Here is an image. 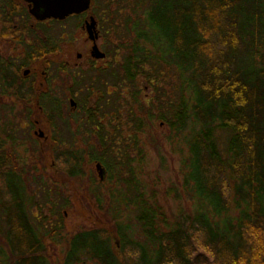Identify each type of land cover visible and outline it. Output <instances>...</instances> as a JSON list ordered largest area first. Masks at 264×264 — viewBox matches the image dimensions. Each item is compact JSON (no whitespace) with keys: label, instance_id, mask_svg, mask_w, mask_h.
Returning a JSON list of instances; mask_svg holds the SVG:
<instances>
[{"label":"trees","instance_id":"trees-1","mask_svg":"<svg viewBox=\"0 0 264 264\" xmlns=\"http://www.w3.org/2000/svg\"><path fill=\"white\" fill-rule=\"evenodd\" d=\"M110 3L92 0V8L97 4L98 23L115 29L124 12L111 11ZM128 6L132 14L122 22L130 36L126 53L97 69L86 94L76 85L81 96L68 118L80 117L77 127L95 140L85 142L88 161H100L110 182L134 193L116 190L110 207L98 196L103 221L71 237L62 264H205L196 241L215 264H264V0H131ZM46 54L38 42L28 57ZM19 69L0 59V94L16 80L24 87L28 80H19ZM39 99L50 110L49 123L63 126L55 98L43 93ZM155 121L181 142V188L192 201L189 212L179 210L171 219L136 191L142 136ZM149 144L165 167L161 147ZM5 151L0 139V264H52L46 239H62L69 199L41 177L28 192L26 171ZM57 151L64 174L82 175L80 151ZM45 207L54 217H44ZM122 210L132 213L133 222L122 220ZM112 229L121 253H135L132 263L118 257Z\"/></svg>","mask_w":264,"mask_h":264},{"label":"rangeland","instance_id":"rangeland-1","mask_svg":"<svg viewBox=\"0 0 264 264\" xmlns=\"http://www.w3.org/2000/svg\"><path fill=\"white\" fill-rule=\"evenodd\" d=\"M130 3L131 0H112L110 3L111 11L122 8L124 12L123 15L116 17L115 29L112 24L108 26L107 21L97 22V40L93 34V42L96 41L97 47L105 57L95 58L97 62L94 68L93 62L89 59L92 44L91 41L87 42L89 40L85 28L82 30L81 27L84 18L93 12L97 13V4L94 5L92 13L89 12L80 19L74 17L61 21L47 20L39 24L28 16L22 0H0V59L5 58L15 66L25 63V66L19 69V80L25 78L28 80L24 82V87L18 86L19 81L16 80L15 85L8 88L5 93L1 90L0 139L6 150L4 155L11 159L17 168L26 171V178L29 180L28 192L35 189L38 183L36 181L41 177L43 182L49 180L46 186L58 187L69 199L66 209L64 207L63 210L62 239L58 242L46 239L52 264L63 263L70 239L75 233L83 229L97 228V222L103 221L97 203L98 196L104 199L106 207H110L111 193L114 194L116 190H122L129 197L134 193L127 184L119 183L117 186L113 181L110 182L109 172L100 161H88L85 142L88 143L90 140L93 144L95 140L86 136L84 128L77 127L79 122L76 120L80 117L68 118V113L77 110L78 97L81 96L76 85L84 89L85 86L97 81V69L107 68L110 64L112 66L114 59L117 63L120 62L126 53L130 36L124 32L122 22L130 13L132 14L128 6ZM38 42L47 54L43 58L33 60L28 56L33 45ZM54 48L55 51H50ZM78 54L82 56L80 60L77 58ZM10 83H13L11 79L8 80V84ZM30 86L34 87L33 92L36 96H33V92H29ZM83 89L81 93L86 94ZM43 93L54 97L60 105V115L64 119L63 126L59 120L53 121L56 125L49 123L47 112L50 110L47 109L48 106L40 105L39 97ZM95 93L93 89V94ZM88 99L86 101L91 104L92 97L89 96ZM66 125H70V131L67 130ZM148 128L150 129L146 128L142 136V140L145 141V156L136 168L135 175L139 181L136 191H143L152 203L163 208L166 218L171 219L179 210L189 212L192 205L189 196L181 188L179 158L182 145L178 138H173L172 135L169 137L167 128L160 122H152ZM71 136L74 137L72 141ZM55 140H58L57 143L61 142L58 147L55 145ZM149 141L161 147L166 161L165 167L160 164ZM59 147H71L81 152L84 158L81 166L82 175L70 177L64 174L65 161L56 159V156L60 158L57 151ZM97 163L104 171L103 179L99 177ZM33 178H36L35 182ZM173 188L175 191L172 190ZM37 210L32 208L35 215L38 213ZM43 210L44 217L48 219L54 217L51 216L48 208L45 207ZM121 214L122 220L133 222L131 212L122 210ZM110 232L118 257L132 263L135 253L133 251L121 253L118 248L119 239L114 229ZM194 243L197 245L196 253L199 254L200 251L206 258L205 264H215L211 255L198 248L197 241ZM83 264L91 263L85 261Z\"/></svg>","mask_w":264,"mask_h":264},{"label":"water","instance_id":"water-1","mask_svg":"<svg viewBox=\"0 0 264 264\" xmlns=\"http://www.w3.org/2000/svg\"><path fill=\"white\" fill-rule=\"evenodd\" d=\"M27 2L31 8L30 13L38 21H43L46 19H56L64 20L70 15H76L85 12L89 8L90 0H24ZM87 31L90 39L94 40L93 29L94 21L87 24ZM92 56L101 59L105 57L98 47L94 45L92 49ZM40 135H42L40 133ZM99 171V177L103 179L104 171L101 165L97 163L96 165Z\"/></svg>","mask_w":264,"mask_h":264},{"label":"flooded vegetation","instance_id":"flooded-vegetation-1","mask_svg":"<svg viewBox=\"0 0 264 264\" xmlns=\"http://www.w3.org/2000/svg\"><path fill=\"white\" fill-rule=\"evenodd\" d=\"M23 1V3L25 4V6H26V12L28 13V16H30V18H32L33 20H35L36 22H38L39 24L40 23H42V22H46L47 20H49V19H46V20H43V21H38L37 19H35L34 18V16H32V14L30 13V8H31V6L27 3V2H25L24 0H22ZM92 10H93V8H92V0H91V2H90V6H89V9L86 11V12H84V13H81V14H79V15H70L69 17H67L66 19H68V18H77V19H80L81 17H85L86 16V14L87 13H89V12H91L92 13ZM93 13H94V15H93ZM91 15H88L87 16V18H84V20H83V23H82V27H81V29L83 30V28H85V32H86V34H87V37H88V40L89 41H87V42H90L91 44H92V46H91V49H90V52H89V59L93 62V67L95 68L96 66H94L95 64H96V62H97V59H95V57H93L92 56V49H93V45H96V47H97V44H96V41H94L93 42V40L92 39H90V37H89V34H88V31H87V24H89L90 22H91V19H93V21H94V29H93V34H94V36H95V39L97 40V13L96 12H93ZM65 19V20H66ZM88 19V20H87ZM27 30H29V29H27ZM30 31V30H29ZM28 31V32H29ZM28 43V42H27ZM31 58V57H30ZM77 58H78V60H80L81 58H82V56L80 55V54H78L77 55ZM3 60H6L5 58H2ZM32 59V58H31ZM33 60H35V59H33ZM22 66H25V63H22L19 67H20V69H21V67ZM68 68V67H67ZM25 71H27V70H25Z\"/></svg>","mask_w":264,"mask_h":264}]
</instances>
